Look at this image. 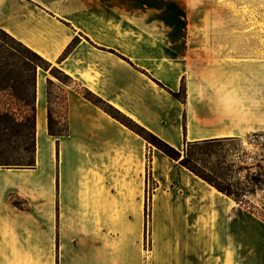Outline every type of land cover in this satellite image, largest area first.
Returning a JSON list of instances; mask_svg holds the SVG:
<instances>
[{
  "label": "crops",
  "instance_id": "1",
  "mask_svg": "<svg viewBox=\"0 0 264 264\" xmlns=\"http://www.w3.org/2000/svg\"><path fill=\"white\" fill-rule=\"evenodd\" d=\"M0 27L73 78L37 70L36 164L0 166V264H157L156 224L160 253L264 264L259 216L77 88L179 150L264 133V0H0ZM49 79L66 135L48 130Z\"/></svg>",
  "mask_w": 264,
  "mask_h": 264
},
{
  "label": "rangeland",
  "instance_id": "2",
  "mask_svg": "<svg viewBox=\"0 0 264 264\" xmlns=\"http://www.w3.org/2000/svg\"><path fill=\"white\" fill-rule=\"evenodd\" d=\"M28 48L0 27V110L14 112L19 119L22 118L27 108L16 97L15 92L23 93L21 81L24 76L31 78V83H33L37 70L44 69L52 76L66 80L59 68L54 67L56 65H48L30 52L29 49L31 48ZM29 90L32 93L33 87L30 84ZM52 91L54 97L57 94L62 95L55 86L52 87ZM53 109L63 111L60 99L55 98ZM184 158L188 159V163L197 171L215 178L225 185H230L232 190L238 192L246 203L249 202L247 205L250 204L257 210L264 209V133L254 134L244 139L187 144L181 150V159ZM245 207L249 210V207ZM150 226L148 224L147 227L146 247L148 255L151 245ZM166 230L165 225L162 224H156L154 228L153 243L157 264H177L178 261L192 264V262L188 263L187 260H184L182 255L179 258L159 252L162 243L167 241L164 240L163 236ZM175 247L176 244L171 249L174 251ZM209 255L207 253V257ZM147 259L149 260V256Z\"/></svg>",
  "mask_w": 264,
  "mask_h": 264
},
{
  "label": "trees",
  "instance_id": "3",
  "mask_svg": "<svg viewBox=\"0 0 264 264\" xmlns=\"http://www.w3.org/2000/svg\"><path fill=\"white\" fill-rule=\"evenodd\" d=\"M75 42L76 39H74V41L67 47L65 53L72 48ZM29 50L48 65H52L48 60H46L34 50ZM59 70L66 77V80H62L63 82L70 83L73 81V78L70 75H68L61 69ZM21 83L23 85V93H19L17 91L15 92V95L24 103L27 108L22 118L19 119L14 112H11L9 110H0V166L3 167H33L36 164V74L33 78V83H31V78H28L26 76L23 77ZM29 84L33 87L32 93L29 90ZM53 86H55V83L51 79H49L48 130L52 135H66L69 132L67 97L65 92L61 89H59V91L62 95L57 94V96L54 97L52 91ZM77 88L86 98L101 106L113 117L117 118L129 128L133 129L135 132L143 136L151 145L159 148L171 158L178 160L182 165L186 166L195 174L199 175L208 183L216 187L219 191L234 197L238 203L249 207V210L252 213L256 214L264 221V209L257 210L254 206H251L250 204L247 205L249 202L246 203V201L241 198V195L238 192L232 190V187L230 185H225L219 180L197 171L192 165L188 163V159H181V150L177 149L176 147L165 141L163 138L150 131L145 126L138 123L133 118L129 117L128 115L114 107L112 104L105 101L103 98L93 93L88 88L84 86H78ZM184 90L185 81L182 80L180 91L172 93L178 98H183ZM55 98L61 100V103L63 105L62 112L55 111L53 109V102ZM5 135L8 136L4 137ZM151 160V156L149 155L147 160V176L150 178L152 171ZM12 199L18 206L24 205L23 201L18 199L17 197H12Z\"/></svg>",
  "mask_w": 264,
  "mask_h": 264
}]
</instances>
